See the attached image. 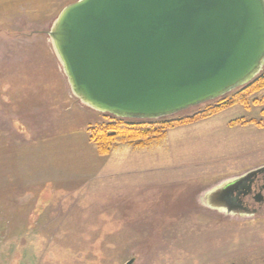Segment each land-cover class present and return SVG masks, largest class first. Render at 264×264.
I'll return each instance as SVG.
<instances>
[{"label":"rangeland","instance_id":"rangeland-1","mask_svg":"<svg viewBox=\"0 0 264 264\" xmlns=\"http://www.w3.org/2000/svg\"><path fill=\"white\" fill-rule=\"evenodd\" d=\"M75 1L0 0V264H264V216L207 205L211 191L264 166V105L255 104L264 90L247 109L235 105L146 148L127 143L99 156L87 126L111 116L84 107L69 87L61 105L44 95L43 50L55 56L48 32ZM50 137L62 151L82 148L79 166L38 156Z\"/></svg>","mask_w":264,"mask_h":264},{"label":"water","instance_id":"water-1","mask_svg":"<svg viewBox=\"0 0 264 264\" xmlns=\"http://www.w3.org/2000/svg\"><path fill=\"white\" fill-rule=\"evenodd\" d=\"M48 37L71 95L84 107L160 119L261 74L264 0H77L60 11ZM262 170L211 191L208 207L237 209L230 201L235 188Z\"/></svg>","mask_w":264,"mask_h":264},{"label":"trees","instance_id":"trees-1","mask_svg":"<svg viewBox=\"0 0 264 264\" xmlns=\"http://www.w3.org/2000/svg\"><path fill=\"white\" fill-rule=\"evenodd\" d=\"M262 90H264V74H259L247 85L215 100L220 102L217 106L207 108L203 112L197 113L192 117L174 120H171L170 117L143 120L122 119L109 115L112 119L106 124H98L87 129V139L89 143L94 145L99 156H107L115 146L127 143L133 144L136 148H146L151 143L161 141L168 130L196 123L200 120L219 114L235 105H241L247 109L248 99ZM228 96H230V99L224 101ZM255 104L264 105V101L260 103L255 102ZM261 116L264 117V109L261 111ZM248 123L253 122L251 121ZM246 124L247 123L242 122V125Z\"/></svg>","mask_w":264,"mask_h":264},{"label":"crops","instance_id":"crops-1","mask_svg":"<svg viewBox=\"0 0 264 264\" xmlns=\"http://www.w3.org/2000/svg\"><path fill=\"white\" fill-rule=\"evenodd\" d=\"M43 53L45 54V58H47V60H42V62L49 63L48 70H50L51 73H49V81H45V83L48 84L49 92H44V95L50 97L51 106H55L56 104L61 105L69 102L71 97L69 96L67 82L65 80V77L63 76L60 66H58L56 62L57 60L55 56H53L51 50H43ZM38 62L39 60L37 61V63ZM35 67L37 70H40L44 69L45 65H38V67ZM78 109L81 110L83 108L81 106H78ZM87 127L89 128L90 126ZM52 139L53 138L50 137L48 141L46 140L47 142L44 141L45 144L43 145V147H41V149L37 150L35 153L38 154V156H40L41 154H43L44 156L46 155L48 159H46L45 161L47 162L49 160H54V162H56L55 166L58 167L64 166L65 168H70L79 166V163H81L83 161L82 159L85 158V155L83 154L84 152H82L83 149L78 148L76 145L74 148L73 145L67 143L65 151H62L60 146L52 142ZM87 149L91 148L87 146Z\"/></svg>","mask_w":264,"mask_h":264},{"label":"flooded vegetation","instance_id":"flooded-vegetation-1","mask_svg":"<svg viewBox=\"0 0 264 264\" xmlns=\"http://www.w3.org/2000/svg\"><path fill=\"white\" fill-rule=\"evenodd\" d=\"M256 169L263 170L252 175L246 182L236 187L233 195H231L232 200L230 201L235 202L236 206H238L237 209H234L233 205L227 204L229 212H227V208L225 207H223L222 211L234 217L241 218L255 217L256 215L264 216V166ZM234 210L236 211L235 215L232 214ZM239 212L242 214L240 215Z\"/></svg>","mask_w":264,"mask_h":264}]
</instances>
